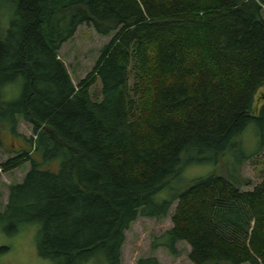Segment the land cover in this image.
I'll list each match as a JSON object with an SVG mask.
<instances>
[{
	"label": "trees",
	"instance_id": "obj_1",
	"mask_svg": "<svg viewBox=\"0 0 264 264\" xmlns=\"http://www.w3.org/2000/svg\"><path fill=\"white\" fill-rule=\"evenodd\" d=\"M263 8L264 0H0V128L15 135L24 121L41 163L60 162L42 170L22 151L2 167L30 162L9 189L0 231L39 224L37 254L54 264H120L130 225L167 217L175 202L172 228L156 240L170 254L184 242L192 264H264V181L243 191L249 182L238 175L251 151L232 177L175 187L187 167L241 151L250 125L255 153L264 148V104L252 113L264 86ZM81 25L111 37L91 72L100 102L89 95L95 79L74 86L58 58ZM18 80L19 96L5 102L1 88Z\"/></svg>",
	"mask_w": 264,
	"mask_h": 264
},
{
	"label": "rangeland",
	"instance_id": "obj_2",
	"mask_svg": "<svg viewBox=\"0 0 264 264\" xmlns=\"http://www.w3.org/2000/svg\"><path fill=\"white\" fill-rule=\"evenodd\" d=\"M262 15L264 18V8ZM110 39L111 37L97 35L91 26L81 25L74 36L62 45L58 58L66 67L74 86H77L91 75L102 47ZM94 79L95 82L89 87V95L93 101L100 102L102 100L101 84L94 74L91 75L89 81L93 82ZM20 92L21 80L1 88L2 98L5 102L14 101ZM263 104L264 86L255 95L252 113L257 114ZM0 137L1 214L5 211L8 204L10 187L22 183L30 169V162L24 157L16 164L9 165L5 170L2 167L22 155V151H29V155L38 163H41V157L33 152L34 136L31 126L24 121H18L15 135L11 134L6 126L1 127ZM29 140L31 143L28 142ZM240 142L243 148L238 150L241 151L227 152L220 160L216 157L212 165H210L211 163L195 164L192 167H187L182 174L179 185L175 187L180 189L191 180L211 173L232 177L236 174L235 168L237 164L249 150L251 152L247 155L248 157L243 159L238 166V175L249 182V185L242 187V190H253L256 185L264 181V148L261 152L255 153L257 138L253 125L247 127ZM59 163V160L41 163L40 168L56 172L59 168ZM165 193L164 191L160 192L157 195V200L164 199ZM175 207L176 203L174 202L165 218L139 217L130 225L129 229L124 232L125 240L121 248L120 264H137L141 259L150 258L157 260L158 264H192L188 258L190 247L186 243H177L175 246L176 253L170 254L167 248L156 241L163 233L172 228L171 217ZM39 228V224H24L20 226L16 234L11 236H7L0 231V246L9 248L5 254L0 256V264H54L53 261L40 258L37 254Z\"/></svg>",
	"mask_w": 264,
	"mask_h": 264
},
{
	"label": "bare ground",
	"instance_id": "obj_3",
	"mask_svg": "<svg viewBox=\"0 0 264 264\" xmlns=\"http://www.w3.org/2000/svg\"><path fill=\"white\" fill-rule=\"evenodd\" d=\"M18 153V152H17Z\"/></svg>",
	"mask_w": 264,
	"mask_h": 264
}]
</instances>
